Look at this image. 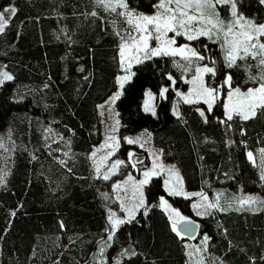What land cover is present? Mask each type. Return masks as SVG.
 Wrapping results in <instances>:
<instances>
[{"label":"trees","instance_id":"trees-1","mask_svg":"<svg viewBox=\"0 0 264 264\" xmlns=\"http://www.w3.org/2000/svg\"><path fill=\"white\" fill-rule=\"evenodd\" d=\"M154 2L128 0L131 8L148 13ZM239 3L246 16L264 21L260 0ZM9 5L16 11L0 34V59L14 80L0 86V132L10 127L19 147L0 189V264H93L108 221L101 195L106 184L95 177L88 155L102 140L98 104L116 90L121 72L120 40L111 23L117 16L95 0H0V9ZM201 40L219 62L217 45ZM228 71L234 87L249 86L242 70ZM134 72L117 101L122 138L148 128L155 147L163 149L166 161L176 163L189 191L203 189L213 196L224 188L264 196V182L246 156L252 150L258 157L257 150L264 147V117H234L229 128L216 119L222 116L220 107L205 123L193 106L181 103L180 120L171 111L174 90L169 88L167 99L159 96L160 88L170 84L169 72L177 87L186 88L172 59L153 58L136 65ZM222 80L218 71L215 82ZM147 89L157 95L156 116L143 111ZM146 194L150 204L165 195L199 221L198 238L205 233L211 237L208 251L220 262L264 264V210L197 217L193 200L169 197L161 177L153 178ZM186 240L172 232L162 209L152 207L147 216L141 210L117 231L106 264H114L121 247L129 253L121 264H188Z\"/></svg>","mask_w":264,"mask_h":264},{"label":"snow or ice","instance_id":"snow-or-ice-1","mask_svg":"<svg viewBox=\"0 0 264 264\" xmlns=\"http://www.w3.org/2000/svg\"><path fill=\"white\" fill-rule=\"evenodd\" d=\"M260 3L264 4V0H260ZM95 4L106 12L117 14L125 22L121 31L116 21H111L113 31L120 40L119 67L123 72L116 77L119 90L109 98L111 104H115L123 94L124 85L136 75L133 71L135 65H142L153 58L168 57L172 59L173 67L180 71L181 80L188 85L187 91L177 89L176 78L169 72L166 75L170 84L162 86L159 91L160 98L167 99L169 88L174 90L177 99L173 102L171 111L178 119L184 120L180 111L181 103L193 106L205 123L208 122V114H212L215 107H220L222 116L216 119L229 128L232 127L229 122L234 117L241 121L264 117V22L257 23L254 18L245 16L240 11L242 5L239 0H155L151 4L154 9L151 14L131 8L128 0H95ZM221 5L227 6V18L221 16ZM11 10L15 12L14 8ZM91 15L96 16L98 13L93 11ZM9 22L3 13H0V33ZM178 38L185 42L178 44ZM201 38L217 45L220 50L219 62L216 56L209 54L208 44ZM249 60L255 62V72ZM230 69L242 70L246 77L245 84L252 82L255 86L233 87L234 77L233 73L228 71ZM218 71L223 75V80L216 83ZM12 80V73L0 70V85ZM145 95L143 111L156 116V94L148 90ZM201 104L204 107H201ZM119 123L117 119L111 128L113 134L108 135L100 146L106 151L98 155L100 149L94 148L89 154L96 177L105 181L119 172L120 166L127 164L136 169L137 165L142 163V158L135 156L132 151L128 153L130 163L121 159L110 161L119 148L120 138L114 134L118 131ZM240 130L244 131L243 128ZM47 131L52 130L49 128ZM125 139L130 145L139 144L141 148L145 146L139 138ZM231 143L234 142L230 140L229 144ZM0 147H4L2 141ZM257 151L258 157L252 150H248L246 156L251 165L258 169L259 180L264 182V147ZM148 152L152 157L151 165L143 168L140 179L128 173L123 181H116L112 185L114 199L119 202L123 215H118L111 207L107 208L109 224L105 228L106 238L101 237L100 247L93 254V264H106L104 253L106 248L114 243L117 231L122 225L135 221L141 210L143 215L147 216L152 207L162 209L170 222L172 232L182 241L184 237H194L199 232V223L170 203L165 195H159L158 202L149 203L146 188L152 185L153 178L163 177V188L169 197H198L199 199L191 204L197 216H210L216 211L228 212L233 208L238 212L247 210L253 213L264 210V198L253 194H234L228 198L222 191H217L213 198H209L203 189L189 192L180 170L175 165H165L162 162L163 149L155 152L149 148ZM60 163L66 164L64 160H60ZM4 183L5 177L0 175V184ZM101 195L109 198L107 193ZM224 232L227 233L226 228ZM210 239L205 233L200 245L185 243V248L189 249L187 255L189 258H195L194 264H205L203 254L208 251ZM124 255H129L127 249L122 250L121 257ZM130 255L134 256L136 252L133 251ZM116 264H121V260L117 259ZM220 264L224 262L221 261Z\"/></svg>","mask_w":264,"mask_h":264},{"label":"rangeland","instance_id":"rangeland-1","mask_svg":"<svg viewBox=\"0 0 264 264\" xmlns=\"http://www.w3.org/2000/svg\"><path fill=\"white\" fill-rule=\"evenodd\" d=\"M219 7H220L221 16L227 18V11H226L227 6L221 5ZM12 8H14L15 11H16L15 5H9V6H6V7L2 8V9H0V13H3V16H4L5 19L10 20V18L15 14V12L14 13L12 12V10H11ZM145 13H148V12H145ZM151 13H148V14H151ZM115 15L117 16L115 21H116L117 25L119 26V28L121 29V31H123V28L125 26V22H124L122 17L118 16L117 14H115ZM249 18H251V17H249ZM6 26H5V28H6ZM201 39H205V38H201ZM177 42L179 44V43H184L185 41L183 39H181V38H178ZM209 42H211V41H209ZM194 46H197V45H194ZM209 50H210L209 54L214 55L213 52L211 51V49H209ZM205 62H207V61H205ZM249 63L253 64V72H255L257 70L255 68V62L249 60ZM134 67H133V71H134ZM0 70H6V71L10 72L6 68L5 63L1 59H0ZM179 73H180V71H179ZM122 74H123V72L121 70L119 75H122ZM190 75H191V73H189V76ZM180 76H181V73H180ZM248 83H249L248 87L255 86L252 82H248ZM116 84H117L116 90L105 101L100 102L98 104V114H99V118H100L99 133L101 134L102 140H101V143L98 144V145H95L93 147V149L94 148L100 149L98 151V155H102L106 151V149H101L100 146L104 143V141H105V139H106V137L108 135L113 134L111 132V128L115 124V121L118 119L119 122H120L119 126H118V131L115 132L114 134L120 138L119 139V148L117 149L115 155L110 158V161L115 160V159H121V160H125L126 162H129L128 153L130 151L134 152L135 156L142 158V163L138 164L136 169H133L130 166H127V164L123 165V166H120L119 172H117L116 174L112 175L110 180H108V181L104 180L106 186L104 187V189L102 190L101 193H107L108 197H109V198L106 199L105 197L102 196L103 205L105 206L106 211H107L108 207H111L114 211L117 212L118 215H123L122 210L119 207V202L114 199L115 193L113 192L112 185L116 181H123L126 178L128 173H131L136 179H140L141 178V172H142L143 168L145 166H150L151 165L152 157L149 154L148 149L151 148L155 152H158L159 149H157L155 147V145L153 143V139H152V133H151V131L148 128H143V129H141V130H139V131H137L135 133L127 134L126 136H124V138L121 137V135H120L121 120H120V116L116 115V113H119L118 109H117V101L118 100H116L115 104H111V101L109 100V98L115 92H117L119 90V85H118L117 81H116ZM176 84H177V80H176ZM0 86H2V85H0ZM175 87L177 89L181 90V91H187L188 85L186 84V88L177 87V85H175ZM148 90H151V89H147L146 92ZM146 92H145V94H146ZM145 98H146V95H145ZM145 98H144V100H145ZM176 99H177V97L175 96V100ZM106 101H107V103H106ZM154 102L156 104L157 95H156V99H155ZM110 106H111V110H109ZM156 112H157V108H156ZM47 136H51V134L48 133ZM125 137H130V138H133V139H138L139 138L141 140V142H144L145 146L143 148H141L139 146V144H131L130 145V144L127 143V140L125 139ZM55 139H59V137H56ZM0 141H2L3 145H4V147H0V175H3L5 177L6 182H7L8 176L10 175V172L12 170V166L14 164L15 155H16V152L18 150L19 145H17L16 141L12 137V129L10 127H6L3 131L0 132ZM124 144L126 145L125 146V150L122 151V147H123ZM93 149H92V151H93ZM67 155H68V153H67ZM89 159L91 161L92 170H93V173L95 175L93 164H92V160H91L90 156H89ZM162 162L165 165H175L176 168H178V166L176 165L175 162L166 161L163 158V156H162ZM95 177H96V175H95ZM161 178L163 180V177H161ZM4 184H0V189H1V187ZM187 191H189V190H187ZM217 191H222L228 198H231L234 194L235 195H242L243 194V193H230L227 189L220 188V189H218V190H216L214 192V195H215V193ZM189 192H198V191H189ZM244 194H248V193H244ZM214 195L211 196V195L208 194L209 198H213ZM253 195H255L257 197H260V198H264L263 195H257V194H253ZM190 199H192L193 200L192 202H194V201L198 200L199 198L198 197H191ZM193 212L196 215L194 210H193ZM107 215H108V213H107ZM197 217H201V216H197ZM203 217H206V216H203ZM192 219L195 220V218H192ZM108 224H109V222H108ZM202 239H203V235L201 237L197 238V239H188V240L185 241V243L191 244V245H200V242H201ZM208 244H209V241H208ZM109 249H110V247L106 248V250H105L104 256L106 258H108L107 256H108ZM123 249H124V247H121L119 250L116 251V255L114 257V264H116L117 259H120L122 261L124 257L128 256V255H124V256L121 257V252H122ZM188 251H189V249H186V252H188ZM203 255H204V259H205V264H220V260L218 258H216V257L211 256L209 251H207ZM187 258H188V264H194L195 258H189L188 255H187ZM106 263H107V260H106Z\"/></svg>","mask_w":264,"mask_h":264},{"label":"water","instance_id":"water-1","mask_svg":"<svg viewBox=\"0 0 264 264\" xmlns=\"http://www.w3.org/2000/svg\"><path fill=\"white\" fill-rule=\"evenodd\" d=\"M195 221H197V220H195ZM197 222L199 223V221H197ZM199 225H200V223H199ZM199 234H200V229H199V232H197V233L194 235V237H192V236H186V237H184V238H188V239H197L198 236H199Z\"/></svg>","mask_w":264,"mask_h":264}]
</instances>
